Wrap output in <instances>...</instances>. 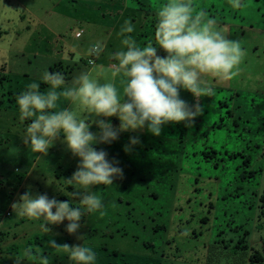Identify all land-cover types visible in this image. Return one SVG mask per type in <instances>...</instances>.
Wrapping results in <instances>:
<instances>
[{"label":"rangeland","instance_id":"374dc122","mask_svg":"<svg viewBox=\"0 0 264 264\" xmlns=\"http://www.w3.org/2000/svg\"><path fill=\"white\" fill-rule=\"evenodd\" d=\"M165 3L0 0V264H14L28 247L34 252L39 248L50 262L72 264L54 249L52 256L47 254L50 239L61 245L66 240L69 245H103L125 255L127 264L162 254L164 264H197L204 255L212 263L221 258L219 264H249L245 261L250 253L264 251V0H242L239 9L231 0H191L227 30L229 39L241 42L246 56L231 80L204 77L213 92L199 99L203 113L191 127L169 123L154 136L145 126L121 132L110 144L93 145L106 151L109 160H118L124 175L113 185L90 189L102 197L104 215L86 214L75 234L65 231L66 220L48 225L51 232L45 234L39 227L42 221L12 211V203L29 187L34 195L71 199L75 189L63 180L79 162L62 143L63 135L46 156L30 151L22 140L30 121L20 122L16 97L28 84H42L43 73L59 60L64 61L59 70L66 71L65 64L74 62L69 53L83 57L96 41L107 45L99 63L109 64L108 54L120 48L116 34L125 20L135 25L131 35L141 46L155 43L156 11ZM78 63L68 83L89 68ZM46 88L41 85V91ZM180 98L197 103L183 89ZM101 119L117 128L120 123L116 117ZM90 131L99 129L93 123ZM130 137L140 143L126 153ZM242 238L254 250L236 249Z\"/></svg>","mask_w":264,"mask_h":264},{"label":"clouds","instance_id":"9594fccd","mask_svg":"<svg viewBox=\"0 0 264 264\" xmlns=\"http://www.w3.org/2000/svg\"><path fill=\"white\" fill-rule=\"evenodd\" d=\"M231 6L244 7L242 0H231ZM156 18L155 43L149 41L141 46L131 35L135 25L125 20L116 34L120 48L108 54L109 64L96 62L107 47L105 42L96 41L83 57L79 53L73 57L74 62L90 58L89 68L70 83L60 72L45 71L41 78L48 86L45 90L32 82L16 97L20 122L30 121L22 140L32 153L46 156L63 135L66 149L79 158L76 170L63 180L75 189L69 193L71 199L58 201L47 194L34 195L29 187L11 205L16 215L42 221L39 227L43 233L51 232L48 225L67 220L65 231L75 234L83 216L105 214L102 197L90 189L113 185L115 178L123 179V169L118 160H109L106 151L93 145L110 144L121 132L145 126L154 136H159L162 127L169 123L184 122L191 127L203 113L199 99L213 92L204 77L229 81L238 74L246 56L241 42L229 39L227 30L219 27L207 12L197 10L191 0H167L158 7ZM158 48L167 55L159 56ZM181 89L191 93L197 103L189 105L181 99ZM101 117H116L118 128ZM93 123L98 132L90 131ZM139 143L138 137H130L124 151H132V146ZM73 200L78 201V206H73ZM77 239L84 241V236ZM48 246L66 254L72 264H96L95 251L85 243L61 245L50 239ZM40 252L39 248L35 252L31 247L25 248L14 264H22L25 259L50 264L49 257Z\"/></svg>","mask_w":264,"mask_h":264},{"label":"trees","instance_id":"16d2710c","mask_svg":"<svg viewBox=\"0 0 264 264\" xmlns=\"http://www.w3.org/2000/svg\"><path fill=\"white\" fill-rule=\"evenodd\" d=\"M79 37H80V32L77 35V38H79ZM158 55H161L162 57H164L167 54L163 50H161V52H159ZM66 56H67V54H66ZM72 57H74V55L71 54V53H69V56H67V58H69V59L72 58ZM88 59H90V58H88ZM97 61L99 63V60H97ZM80 63H82L83 65H87L88 64L87 60L85 61V60H82V59L80 60ZM77 65H79L78 62H72V63L71 62H67L65 64L66 71L61 72L59 70V68H64V61H59L58 63L55 64L54 67H51L50 72H60V73H62L64 75V77H65L66 82H67L68 80H71L69 78V75L72 74L74 66H77ZM41 85L45 86V87H48L44 83H42ZM221 120L223 121V118H221ZM246 164H247V162H246ZM59 200L60 201L61 200L65 201V200H68V198L60 197ZM53 211H55V209H53ZM9 215H10V213L7 214V216H9ZM66 222H68V221L66 220ZM246 235H248V232H246ZM94 237H95V234H93L92 238H94ZM67 242L68 241L66 240L64 243H67ZM240 245H242V246L240 247ZM93 246L94 247H92V246L91 247L93 248V250L95 251L96 256H97L96 264H127V260L123 259V257L125 255H123L121 252H118L116 250H110V249H108L107 247H105L103 245H93ZM235 248L236 249L237 248L238 249L242 248L243 250H246V252L249 251V249L254 250V249H252L249 246L248 240L244 239V238H242L239 241V243L235 246ZM251 252H253V251H251ZM262 252H264V251H262ZM262 252L256 251V252L250 253L249 259H246L245 262H248L249 264H256V263L264 264V256H263ZM53 253H54L53 249H51V250H49V252H47V254H50L51 256L53 255ZM205 258H206V255H204L203 259H198L196 261V263L197 264H219V262L222 260L220 258V259H218V260H216L215 262L212 263V262L209 261V257H207L206 259ZM52 260L53 261H51L50 264H62V263H59L56 259H52ZM25 263H27V262H25ZM130 263H132V261H130ZM27 264H37V262L36 263L28 262ZM136 264H164V255L162 254L160 257L145 256L142 259H138V262H136Z\"/></svg>","mask_w":264,"mask_h":264},{"label":"crops","instance_id":"0c3cea01","mask_svg":"<svg viewBox=\"0 0 264 264\" xmlns=\"http://www.w3.org/2000/svg\"><path fill=\"white\" fill-rule=\"evenodd\" d=\"M77 33H75V36H76V38H77V35H78V33H79V31H76ZM103 54V53H102ZM73 58V57H72ZM72 58H70V59H72ZM100 60V59H99ZM110 60V59H109ZM59 61H63V60H59ZM97 63H98V61H97ZM51 69V68H50Z\"/></svg>","mask_w":264,"mask_h":264}]
</instances>
